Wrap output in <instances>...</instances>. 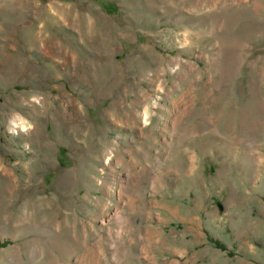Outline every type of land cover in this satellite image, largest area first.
<instances>
[{
  "label": "rangeland",
  "instance_id": "rangeland-1",
  "mask_svg": "<svg viewBox=\"0 0 264 264\" xmlns=\"http://www.w3.org/2000/svg\"><path fill=\"white\" fill-rule=\"evenodd\" d=\"M0 264H264V0H0Z\"/></svg>",
  "mask_w": 264,
  "mask_h": 264
}]
</instances>
